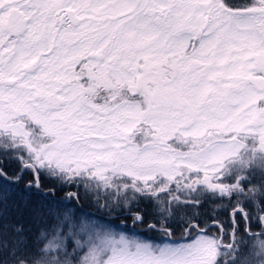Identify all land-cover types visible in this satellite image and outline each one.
I'll return each mask as SVG.
<instances>
[{"label": "snow or ice", "instance_id": "1", "mask_svg": "<svg viewBox=\"0 0 264 264\" xmlns=\"http://www.w3.org/2000/svg\"><path fill=\"white\" fill-rule=\"evenodd\" d=\"M12 153L0 264H264V0H0V154ZM26 170L37 188L41 174L82 185L165 242L75 205L32 208L26 228L8 187ZM205 196L226 203L201 221L187 209ZM144 201L150 212L132 210ZM176 228L191 241L168 243Z\"/></svg>", "mask_w": 264, "mask_h": 264}, {"label": "trees", "instance_id": "2", "mask_svg": "<svg viewBox=\"0 0 264 264\" xmlns=\"http://www.w3.org/2000/svg\"><path fill=\"white\" fill-rule=\"evenodd\" d=\"M15 153L4 156L0 154V167L6 170L8 179L15 181L16 175L21 171V165L18 159L14 158ZM33 181V187L28 188V181ZM6 183L0 178V186ZM11 192V213L10 216L14 221H19L25 225L26 228H33L31 223V216L29 210L41 205L46 206H68L75 205L79 209V214H87L91 219L100 225L110 227L113 231L121 232L126 236L134 237L139 240H147L151 243H162L164 238L159 233L149 231L147 223H134L132 220V213L128 211L109 210L108 208H100L96 203V195L94 193L85 194V189L82 185H61L55 179L46 174H41L39 177V188L35 187V178L30 171H24L22 179L18 183L8 185ZM79 192L80 199L77 201L74 197L69 200L70 193ZM100 202H104L103 193H101ZM226 203V201H213L211 197H202V203L199 208L190 207L187 209L189 215L199 212L200 219L203 221L206 215L210 214V210L219 204ZM139 209L142 212H150V206L147 202L134 203L132 210ZM221 220L226 219V213L220 211L217 213ZM151 216H146V221H151ZM179 218L177 217V220ZM257 229L254 227L253 231ZM214 231V230H213ZM173 237H183V229L176 228ZM186 238V239H190ZM168 241V240H167Z\"/></svg>", "mask_w": 264, "mask_h": 264}, {"label": "rangeland", "instance_id": "3", "mask_svg": "<svg viewBox=\"0 0 264 264\" xmlns=\"http://www.w3.org/2000/svg\"><path fill=\"white\" fill-rule=\"evenodd\" d=\"M79 70V68H77V71ZM258 146V145H257ZM189 238V237H187ZM192 239V237L190 239H186L184 237H172L170 240H168L167 242L168 243H178V244H185V243H188L190 242ZM165 242V241H163Z\"/></svg>", "mask_w": 264, "mask_h": 264}]
</instances>
